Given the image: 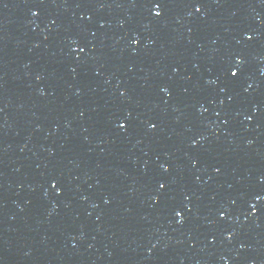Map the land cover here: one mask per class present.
<instances>
[{"label": "water", "instance_id": "obj_1", "mask_svg": "<svg viewBox=\"0 0 264 264\" xmlns=\"http://www.w3.org/2000/svg\"><path fill=\"white\" fill-rule=\"evenodd\" d=\"M0 264H264V0H0Z\"/></svg>", "mask_w": 264, "mask_h": 264}, {"label": "snow or ice", "instance_id": "obj_2", "mask_svg": "<svg viewBox=\"0 0 264 264\" xmlns=\"http://www.w3.org/2000/svg\"><path fill=\"white\" fill-rule=\"evenodd\" d=\"M159 7H160L159 3H156V4H155V9H159ZM196 11L199 12V11H200V8L197 7V8H196ZM155 14H156L157 16H159V15H160V12H159V11H156ZM236 74H237V73H236L235 71L231 73L232 76H236ZM120 126H121V127H124L123 124H121ZM153 127H155V126L153 125ZM53 187H55V184L53 185ZM160 187L163 188L164 185L161 184ZM257 199H260V197H257ZM176 215H177V216H180L181 213H180V212H177Z\"/></svg>", "mask_w": 264, "mask_h": 264}]
</instances>
